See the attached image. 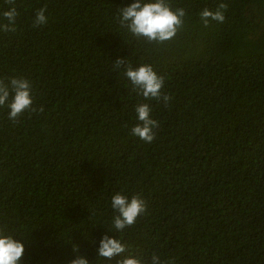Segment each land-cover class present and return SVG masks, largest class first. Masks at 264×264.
I'll return each instance as SVG.
<instances>
[{
	"label": "trees",
	"instance_id": "trees-1",
	"mask_svg": "<svg viewBox=\"0 0 264 264\" xmlns=\"http://www.w3.org/2000/svg\"><path fill=\"white\" fill-rule=\"evenodd\" d=\"M133 2L16 0L17 31L0 32V79L31 80L43 112L12 122L0 108V227L24 244L20 264H116L128 253L99 257L105 234L145 261L157 252L174 264H264V52L236 54L264 32V0H170L185 25L155 47L115 20ZM220 3L224 22L205 26L199 12ZM44 5L48 23L33 27ZM117 59L165 77L169 102L145 101L160 122L151 144L129 134L143 98ZM116 191L148 206L121 233L110 230Z\"/></svg>",
	"mask_w": 264,
	"mask_h": 264
},
{
	"label": "clouds",
	"instance_id": "clouds-1",
	"mask_svg": "<svg viewBox=\"0 0 264 264\" xmlns=\"http://www.w3.org/2000/svg\"><path fill=\"white\" fill-rule=\"evenodd\" d=\"M5 4L9 7L0 12V32L15 33L16 19L19 15L16 0H5ZM226 9L227 5L224 3H220L215 10L204 8L199 12L200 20L205 26H208L210 20L223 23ZM46 11L47 5L35 11L33 27H41L48 23ZM186 15L184 7L174 8L170 0H135L128 6L118 8L115 20L121 29L135 39L155 47L164 45L177 36L185 25ZM113 67L123 72L132 86L131 90L143 98L134 106L137 122L130 127V136L146 144L153 143L160 122L152 117L153 109L145 101H162L165 105L169 102L170 96L163 91L165 77L158 74L149 63H140L134 67L131 60L117 59ZM0 108L7 109V118L12 122H18L26 112H43L42 105L39 108L34 106L32 81L20 76L0 79ZM110 206L114 212L110 230L119 233L135 225L138 217L146 213L148 207L147 202L139 194L127 195L123 191L112 194ZM14 237L15 235L6 227H0V264H20L24 244ZM125 252L128 253L127 256H122ZM97 253L99 257L108 261L122 256L116 260V264H174V260L162 259L157 252H153L150 259L145 261L129 251L126 243L120 238L107 234L100 239ZM69 264H89V261L77 256Z\"/></svg>",
	"mask_w": 264,
	"mask_h": 264
},
{
	"label": "rangeland",
	"instance_id": "rangeland-1",
	"mask_svg": "<svg viewBox=\"0 0 264 264\" xmlns=\"http://www.w3.org/2000/svg\"><path fill=\"white\" fill-rule=\"evenodd\" d=\"M253 23L257 26L260 20L255 17H250ZM264 32L260 33L257 38H252L250 35H246L242 38L236 48L237 55L251 54L255 52H264Z\"/></svg>",
	"mask_w": 264,
	"mask_h": 264
}]
</instances>
